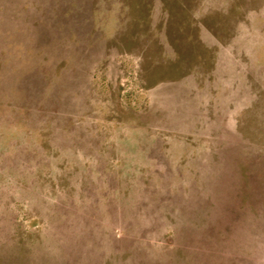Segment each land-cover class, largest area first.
<instances>
[{
    "label": "rangeland",
    "instance_id": "obj_1",
    "mask_svg": "<svg viewBox=\"0 0 264 264\" xmlns=\"http://www.w3.org/2000/svg\"><path fill=\"white\" fill-rule=\"evenodd\" d=\"M0 264H264V0H0Z\"/></svg>",
    "mask_w": 264,
    "mask_h": 264
}]
</instances>
